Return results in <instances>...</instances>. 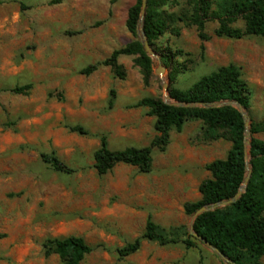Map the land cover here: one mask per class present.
Returning <instances> with one entry per match:
<instances>
[{
  "label": "rangeland",
  "instance_id": "obj_1",
  "mask_svg": "<svg viewBox=\"0 0 264 264\" xmlns=\"http://www.w3.org/2000/svg\"><path fill=\"white\" fill-rule=\"evenodd\" d=\"M136 1L0 0V264H64L57 255L46 257L44 244L71 236L94 248L82 264H226L204 244L187 249L144 241L128 258L117 249L141 237L149 217L166 232L189 234L193 216L184 206L201 199L199 187L211 178L207 166L227 158L230 141H206L203 124L189 121L182 132L171 131L164 151L153 150L150 173L120 164L99 176L94 154L102 137L113 151L149 147L157 137L156 118L131 106L165 100L160 64L170 86L181 90L222 66H239L251 91L249 117L264 121V38L217 37L214 14L224 0H210L203 41L192 23L195 4L169 0L155 8L168 28L155 42L161 62L150 57L148 84L136 56L118 59L124 79L108 66L82 75L134 41L126 22ZM28 85L27 93L12 92ZM52 154L75 172L54 171L42 159Z\"/></svg>",
  "mask_w": 264,
  "mask_h": 264
},
{
  "label": "trees",
  "instance_id": "obj_2",
  "mask_svg": "<svg viewBox=\"0 0 264 264\" xmlns=\"http://www.w3.org/2000/svg\"><path fill=\"white\" fill-rule=\"evenodd\" d=\"M169 0H148L144 20L146 37L154 49L155 42L167 31V24L156 11L157 4H166ZM195 4V15L192 23L197 26L199 37L206 41L204 34L205 19L211 8L210 0H190ZM113 3L116 0H112ZM142 0H137L129 10L126 26L134 37V41L118 50L105 61L89 66L81 71L82 75L90 76L100 66L111 67L115 75L124 79L125 72L118 64L122 56H136L135 63L141 68L145 83L148 84L153 75L152 59L145 52L139 41V21L142 16ZM214 17L219 21L215 35L219 38L241 40L248 36L264 38V0H224ZM242 21L244 28L233 27ZM74 34V33H72ZM163 64L170 68L168 56H162ZM177 72L172 71L171 81ZM31 85L17 87L12 90L16 94L27 93ZM170 96L175 102L182 103H219L238 101L249 112L251 108V91L243 79L242 69L229 64L222 66L210 75L204 76L192 87L181 90L170 86ZM112 97L115 93L111 92ZM113 106V103H110ZM131 108H146L148 116L155 117L157 137L149 147L126 148L113 151L108 146L106 137H102L101 146L94 154V168L99 176L110 173L117 165L137 167L141 173H150L153 166V150L164 151L170 143L172 130L182 132L189 121H200L204 128L203 139L216 141L226 139L232 143L227 158L217 160L207 166L211 178L204 181L199 192L201 199L184 206L188 216H194L203 206L232 199L240 190L247 175L244 154L245 123L242 115L232 107L219 109H186L166 104L160 98H144ZM73 132L86 134L81 128H72ZM251 149L249 165L252 176L241 199L224 209L200 216L194 225L195 232L233 264H261L264 257V121L251 123ZM43 161L54 171L71 175L75 171L57 156L42 155ZM144 241L157 243L161 246L183 244L187 249L197 248L201 243L188 234L185 228L166 232L148 218L144 234L126 246L117 249L120 258H128L138 253ZM45 256L57 255L64 264H82L87 256L94 252L84 238L71 236L62 239H50L44 244Z\"/></svg>",
  "mask_w": 264,
  "mask_h": 264
},
{
  "label": "water",
  "instance_id": "obj_3",
  "mask_svg": "<svg viewBox=\"0 0 264 264\" xmlns=\"http://www.w3.org/2000/svg\"><path fill=\"white\" fill-rule=\"evenodd\" d=\"M143 6H142V16L139 21V30H138V37L139 41L142 44L145 52L149 57L156 58L158 59L159 62H161V58L158 57V55L155 53V51L152 49L145 31H144V20H145V14H146V9L148 5V0H142ZM165 73H166V68L163 67L161 64L159 65L158 69L156 70V74L162 79V84L163 88L165 90V100L164 102L168 105L178 107V108H186V109H196V108H204V109H219V108H224V107H232L236 109L243 117L244 123H245V135H244V154H245V161H246V169H247V175L246 178L243 182V185L241 186L240 190L238 193L230 200H224L220 201L214 204H208L203 206L193 217L191 220V224L189 226V234L196 239H198L201 243L206 245L208 248H210L213 252H215L226 264H233V262L228 259L224 254H222L217 248L212 246L210 243L207 242V240L203 239L201 236H199L195 230H194V225L196 220L207 213H212L215 212L219 209H224L226 207H229L235 203H237L243 193L246 191V188L249 184V181L252 176V169L249 165L250 162V149H251V141H252V134H251V118L249 117V114L246 109L243 108V106L238 102V101H224V102H219V103H182V102H175L172 100L170 96V84L166 81L165 79Z\"/></svg>",
  "mask_w": 264,
  "mask_h": 264
}]
</instances>
